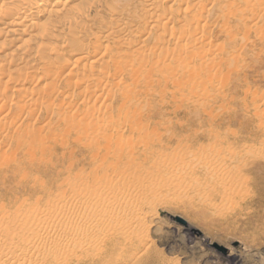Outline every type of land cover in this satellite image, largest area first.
I'll return each mask as SVG.
<instances>
[{
    "label": "rangeland",
    "instance_id": "374dc122",
    "mask_svg": "<svg viewBox=\"0 0 264 264\" xmlns=\"http://www.w3.org/2000/svg\"><path fill=\"white\" fill-rule=\"evenodd\" d=\"M259 3L216 0L210 13L205 6L204 34L195 35L201 43L178 42L182 51L168 70L171 76L161 82L153 76L149 89L133 92L128 103L107 100L112 112L100 111L106 136L119 145L141 142L133 143L140 157L131 156V166L142 178H134L136 191L124 201L103 194L106 190L88 178L93 168L84 158L91 142L70 139L62 130L54 133L43 112L33 111L29 124L47 148L34 145L22 158L8 143L3 146L8 159L0 163L2 228L20 229L17 219L31 228L32 213L48 210L45 219L36 214L44 222L39 228L60 238L77 227L56 225V204L75 220L93 214L79 224L86 241L77 236L74 246L60 241V264H264V3ZM223 7L229 10L225 18ZM165 36L169 49L178 44ZM11 84L8 94L18 95L34 82ZM209 152L216 165L203 157ZM235 152L249 159L238 163L230 156ZM196 156L218 175L195 177L185 161ZM162 167L165 171L155 172ZM72 186L91 194L86 211ZM7 238L0 233V252L17 246Z\"/></svg>",
    "mask_w": 264,
    "mask_h": 264
},
{
    "label": "bare ground",
    "instance_id": "6f19581e",
    "mask_svg": "<svg viewBox=\"0 0 264 264\" xmlns=\"http://www.w3.org/2000/svg\"><path fill=\"white\" fill-rule=\"evenodd\" d=\"M253 1L264 3V0ZM187 2L0 0V163H6L8 159L2 152L6 143L10 149L20 152L22 158L26 157L24 151L33 149L34 145L41 151L47 148L29 124L33 111L38 109L47 122L52 123L54 133L62 130L70 139L81 136L91 142L84 165L93 168L88 174L92 184L103 187L106 190L103 194L119 195L123 201L128 199L136 191L134 178H142L139 176L141 172L131 166V156L140 157L133 143L139 146L141 142L125 140L119 145L111 136L107 137L100 111L112 112L108 99L116 98L128 103L133 92L148 90L153 76L160 82L171 76L172 72L168 73V70L177 61V52L182 51L181 48L178 50L179 41L184 39L187 44L197 45L198 42L199 45L200 38L195 35L205 29L200 25L201 11L208 6L205 11L210 13L216 0L194 1L193 5H198V10L193 9V5L186 6ZM182 5L184 7H180ZM223 8L219 11L224 12V17L225 10L228 13L229 10L228 7ZM166 34L176 38V49L168 48L167 41H164ZM149 41L152 42L150 47ZM64 55L69 58H64ZM27 79L34 82L32 89L24 90L23 94H8L9 83ZM6 101L9 102L8 107ZM209 153L202 155L212 163L210 165H216L209 160L214 158ZM230 154L238 163H243L248 155ZM214 156L218 163L223 159ZM198 158L185 161L195 177L217 174L215 167L206 169ZM161 171H165L163 167L155 172ZM72 188L80 191V205L86 211L91 194L86 193L85 187ZM52 209L57 226L70 228L76 224V231L68 230L72 233L66 231L60 238L49 237L44 229L39 228L44 224L40 215L45 219L48 210L32 213L28 219L31 228H23L17 219L20 229L14 231L9 227L2 228L4 218L1 217L0 233L3 232L9 241H17L14 251L19 255L3 250L0 252V264H60V241L66 240L67 246H74L76 236L81 241L88 239L79 230L80 225L93 214L75 220L72 214L63 216L56 204ZM35 233L38 234L35 236Z\"/></svg>",
    "mask_w": 264,
    "mask_h": 264
}]
</instances>
